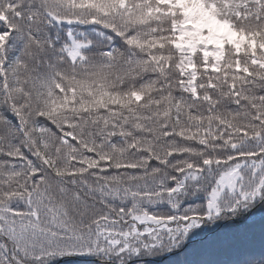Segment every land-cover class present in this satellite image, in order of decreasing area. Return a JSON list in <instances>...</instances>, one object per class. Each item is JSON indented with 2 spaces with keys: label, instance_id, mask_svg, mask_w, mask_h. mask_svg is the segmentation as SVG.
<instances>
[{
  "label": "snow or ice",
  "instance_id": "obj_1",
  "mask_svg": "<svg viewBox=\"0 0 264 264\" xmlns=\"http://www.w3.org/2000/svg\"><path fill=\"white\" fill-rule=\"evenodd\" d=\"M0 264H264V0H0Z\"/></svg>",
  "mask_w": 264,
  "mask_h": 264
}]
</instances>
